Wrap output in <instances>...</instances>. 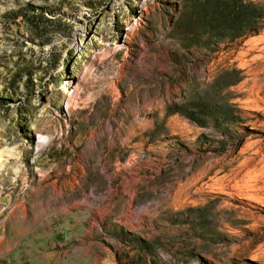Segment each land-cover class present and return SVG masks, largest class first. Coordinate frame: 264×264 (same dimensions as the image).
Wrapping results in <instances>:
<instances>
[{
  "label": "rangeland",
  "instance_id": "374dc122",
  "mask_svg": "<svg viewBox=\"0 0 264 264\" xmlns=\"http://www.w3.org/2000/svg\"><path fill=\"white\" fill-rule=\"evenodd\" d=\"M239 1L0 0V264H264Z\"/></svg>",
  "mask_w": 264,
  "mask_h": 264
},
{
  "label": "trees",
  "instance_id": "16d2710c",
  "mask_svg": "<svg viewBox=\"0 0 264 264\" xmlns=\"http://www.w3.org/2000/svg\"><path fill=\"white\" fill-rule=\"evenodd\" d=\"M248 1L251 0H240V4L242 8H245L246 10L249 9V6L245 7V4L248 3ZM256 14L254 16L253 24H250V22H247L244 20V17L241 18L239 22H234L231 25H226L227 28L240 31V37L248 36L252 33L258 34L260 31L264 29V0H261L259 4H257V10L254 11ZM243 19V20H242Z\"/></svg>",
  "mask_w": 264,
  "mask_h": 264
},
{
  "label": "bare ground",
  "instance_id": "6f19581e",
  "mask_svg": "<svg viewBox=\"0 0 264 264\" xmlns=\"http://www.w3.org/2000/svg\"><path fill=\"white\" fill-rule=\"evenodd\" d=\"M65 89V94H68L69 93V90L67 89V87L64 88ZM77 95V94H76ZM68 96V95H67ZM42 138V137H41ZM40 138V139H41ZM44 138V137H43Z\"/></svg>",
  "mask_w": 264,
  "mask_h": 264
}]
</instances>
